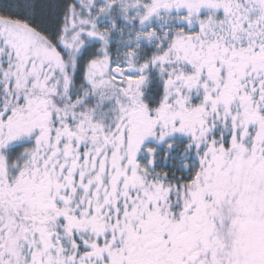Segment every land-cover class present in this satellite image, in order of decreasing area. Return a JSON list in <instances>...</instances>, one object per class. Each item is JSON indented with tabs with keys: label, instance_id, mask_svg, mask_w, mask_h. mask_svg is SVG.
Here are the masks:
<instances>
[{
	"label": "snow or ice",
	"instance_id": "obj_1",
	"mask_svg": "<svg viewBox=\"0 0 264 264\" xmlns=\"http://www.w3.org/2000/svg\"><path fill=\"white\" fill-rule=\"evenodd\" d=\"M0 264H264V0H0Z\"/></svg>",
	"mask_w": 264,
	"mask_h": 264
}]
</instances>
